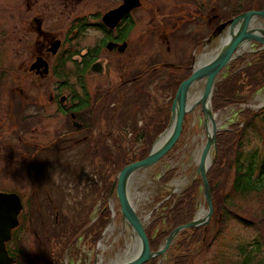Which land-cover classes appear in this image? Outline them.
Returning a JSON list of instances; mask_svg holds the SVG:
<instances>
[{
    "label": "rangeland",
    "instance_id": "1",
    "mask_svg": "<svg viewBox=\"0 0 264 264\" xmlns=\"http://www.w3.org/2000/svg\"><path fill=\"white\" fill-rule=\"evenodd\" d=\"M53 1L57 2V0H0V190L19 194L23 200V205L33 208L24 212L19 229L8 243V247L14 258L30 257L37 261L39 259L40 264H90L92 261L94 263L96 247L94 248L90 243L86 244V240L80 238V233H78L76 235V245L70 249L68 244L71 234L76 229L72 226L73 229L65 233V231H62V228L66 224L77 225L78 228L81 225L80 222L83 221L84 223L87 219H90V221L85 228L93 224L96 220L100 204L104 202V197L101 195V180L96 175V170H101L103 173L101 175L107 176L109 181L113 180L118 168L113 166V163H118L122 160L120 155L124 151H131L134 148L133 151L136 152L139 148L143 147V143L136 141L133 137L125 136L126 134L120 133L123 137L116 135L113 131V129L116 130L114 125L107 126L103 120L101 122V130L105 133V137L101 145V153H103L101 157H94L90 151H86L88 142L78 141L79 136H83L75 134L70 136L71 139L58 151L57 156H51L54 162L52 164L48 162V167H43V165H40L41 163L36 161L34 165L29 164L28 158L32 156L31 152L34 151L31 146L28 148L31 141L45 143L50 140L53 134L56 135L61 131L66 130L69 132L73 130L65 125L64 120H55V116H50V121H43L42 119L38 121L36 119V117L41 118L42 114L47 115L51 113L52 108L47 109L45 107L44 110H38V107L35 106V103L43 101V99L37 101V98H35L36 92L41 89V86L36 82L33 83L32 81L35 80L33 75L29 76V73L26 71L28 64L34 60L35 39L37 38L36 28L37 22L41 18V16H36L35 14L42 12V10L47 12L46 17L43 19V29H47L49 30L48 32H53L55 36L63 38V47L58 54L60 57L67 49L73 50L74 46V52L79 51L83 53V50L87 46L91 48L100 44L103 35L97 29L91 28V24L93 23L91 20L89 24L86 23L89 28L80 34L79 38H73L76 36V33H70L69 26L76 19L83 20L79 18L83 12L93 13L94 11L106 8L109 4V0H98L96 3L93 0L91 3H87V6L78 3L58 6L51 4ZM171 1L168 0L167 3ZM225 1L229 6L225 5L224 11L230 9L229 13H238V11L246 9L247 5L251 2V0ZM37 2L41 3L38 4ZM200 3L203 5L205 14L210 12L211 6L216 5L218 7L216 0L213 2L209 0L208 3L204 0H197L189 3L187 10L198 14L193 10V7L195 8L196 4ZM97 4H99V7L96 6ZM255 5L264 8V0H257ZM39 7H43L44 9ZM148 7L149 4L143 7V9L147 10ZM35 8H38V10ZM145 10H138L132 16V31L128 36L130 44L125 53L122 52V55L112 54L103 47H99L102 48L98 56L100 59L99 63L102 65L101 72H90L86 77V88L88 86L91 89L90 91L88 90L89 93L92 90L95 91L96 88L104 91L112 89L116 87L120 77L123 80L139 70H144V66L151 62L150 58L156 56L158 50L162 51V59L166 62H179L183 68H186V65L191 60L195 48L194 45L197 41L200 42L202 40L206 29L208 30L204 19H191L189 21L187 14H185L181 22H179L180 18L175 17V31L179 32V34L176 37H170V39L168 37L167 45H165L160 41V38L154 36L153 25L149 24L148 13H145ZM223 15H228V12H225ZM34 20H37V22H34ZM261 26L264 27V22H261ZM187 33H194L192 41H185ZM70 38H73V40L65 43ZM149 40L154 44H148ZM251 45L254 44H250V50H253L254 47ZM201 51H198L197 54H200ZM59 57L55 56L51 60L54 74L58 72L56 63ZM75 60L79 61L78 59ZM72 68L73 64H67L60 71L68 78L60 79L55 74L54 78L49 77L46 79V81H54L50 85L53 94L60 92L59 94L71 98L73 92L76 96H83L78 87L79 81L74 77ZM169 72L170 70L166 69L164 83L167 80L170 81L172 74H168ZM226 73L227 71L225 70L222 78ZM62 81L69 82L70 88L63 90L57 88L63 83ZM148 89L150 92L148 100H139L134 106L132 105L134 98L132 90L128 92L125 98H122L123 104L121 108L123 110L119 112L118 116H121L122 122L128 125V128L125 129V131H128L127 134L132 133L134 135L138 128H146L145 124H147L148 116L152 117L154 112L155 115H158L160 112L162 116L165 108L171 105L173 98H171L170 89L166 88L163 97L159 96V88L158 90H153L148 87ZM20 90L23 91L24 96L22 98L19 96ZM45 97L46 95L43 97L46 103ZM261 100H264V87L252 95L246 107L255 112H260L264 110V103L260 105ZM106 105L111 109L113 103L107 104L105 102L103 104L105 117H110L111 113L109 111L106 113ZM235 108L244 109L240 105L239 107L230 108L224 113H217L218 133L227 131L236 123H241V118L238 116L240 110H236ZM260 119H256L253 130L250 129L244 141H242V153L240 149V156L238 157L239 164L246 165L250 161L259 163L264 156V125L263 127L261 126ZM120 123L115 122V126L120 125ZM19 136L21 140H18ZM205 140L206 133L203 127V114L200 107H196L186 116L183 134L175 145L173 152L165 157L155 168L136 176L139 179L140 185L137 191L130 190L129 196L132 206L141 217H146L150 214L156 202V200L152 202V199L157 191V181L161 175L165 173L166 176L172 174L173 172H169V170L174 169L175 173L170 179V183L174 184V181L178 179L186 183L176 194L181 193L193 181L196 166L194 153L197 147L204 145ZM117 150H120L119 153ZM229 152L228 157L225 154L221 156V162H218L216 166L212 167V164L210 170L212 178L214 177V180L211 181V186L216 190L214 201L215 203L217 201L224 203V210L231 213H227L228 218H225L221 223L216 238L212 237L216 228H211L209 234L211 237H208V240L210 239L209 247L199 248V251L195 250L196 247L193 248V246V249H189V254H194L191 264H240L241 255L238 254L240 253V246H245L254 241L258 236V228L264 231L262 223L257 224L254 221L264 213V191L258 195L250 194L243 198L234 194V161L236 159H234L232 154L235 155L236 151L232 147ZM20 156L25 157V159L23 158L24 161H18ZM227 163L228 170L224 169ZM34 167L37 168L35 171ZM51 169L53 175H51ZM104 169L109 171V173L104 174L106 172ZM37 171L42 173L44 178L42 180L40 178L41 175L38 176L41 179V184L38 185V193H35L36 184H34L33 172L38 173ZM50 185L56 186V193ZM45 189L49 190L53 202L49 203L46 201ZM163 192L161 188L159 194L154 199ZM32 195H34V200ZM197 201L196 213L201 207L205 210L203 193L200 186ZM37 203H41V205L38 206ZM106 203L111 210L119 209L117 200H114L113 197L112 199L108 197ZM228 203L233 204V207L229 208L227 206ZM55 206L59 208L57 212L60 220L62 219L64 223L59 228L52 230L48 225L54 219L52 208ZM75 207H79L80 211H76ZM241 208L243 212H241ZM214 212L215 210L213 209L212 217L214 216ZM31 214L32 216L39 215V230L35 236L31 232V227H34V221H31ZM159 214L163 215V211H160ZM119 218L118 215L114 219H111V223L115 222V225H112L116 228L119 227ZM220 218L221 215H219L218 222ZM242 219L247 221L246 224L241 222ZM218 222H216L217 225ZM42 227L43 230L40 231ZM166 227L167 224L162 220L153 231V235L158 230L162 231L166 229ZM110 233L108 231L101 237V242L106 247V252L101 255L102 248L97 251V254L101 255L103 259L102 264L116 262V255L123 253L125 250L123 235H120L121 231H116L115 234ZM43 236L46 237L44 238ZM113 239H116L117 242L112 246L110 244L113 242ZM177 240L178 237L173 240L171 245L173 252H167V260L162 264H167L168 260L171 261V254L182 255L184 253L183 251L181 253H179L180 251L178 253L175 252ZM197 245L200 246V244ZM13 250L20 251V254H16ZM59 253L60 256L58 258L57 254ZM119 258L123 260L122 256ZM259 260L264 261V245L259 252L258 259H254V262H258Z\"/></svg>",
    "mask_w": 264,
    "mask_h": 264
},
{
    "label": "trees",
    "instance_id": "2",
    "mask_svg": "<svg viewBox=\"0 0 264 264\" xmlns=\"http://www.w3.org/2000/svg\"><path fill=\"white\" fill-rule=\"evenodd\" d=\"M256 2L257 0H251V2L247 5V8L238 11V13L244 11H250L253 9H257V10L262 9L261 7L255 5ZM211 28L208 29L207 33L211 31ZM82 29L83 27L80 26V30ZM124 35L125 33H123V37ZM186 36L187 37L185 38V41H192L194 39L193 35H191L190 33H187ZM204 37H206V33ZM75 54H78V52H76ZM96 54H97L96 49L95 50L90 49L87 55L84 57V64L90 63V61L96 57ZM72 55H69L67 58H65L64 53L60 55L56 63L57 64L56 68L59 71L55 74L57 75V77H60V79L68 78L66 75H63L60 71L63 68H65L67 63H73V68H72L73 75L79 81V79L81 80L82 77L81 73L84 72V70H81V72L79 71L80 68L79 63L77 61L72 60ZM249 56L251 57V61L249 65L242 67V65L245 62V58L247 56H243L236 59L228 66L227 73L224 76V78L215 85L213 95L211 98V106L213 112H218L231 106L245 105L249 102L252 95L257 90H260L264 87V50L257 51ZM150 63H154L152 64V67L153 65L155 66V64H157L156 62H153V60H151ZM144 70L138 71L135 74H133L134 75L133 78L136 79V81L131 85L121 86L117 84L116 87L112 89L101 91L100 95L101 98L103 99V104L105 102H107V104L112 102L114 103V105L112 106L111 109L108 105H106V113L109 111L111 113V116L102 118L100 122L104 120L107 126L108 125L112 126L115 118L114 115L116 113V104L119 105L121 102L120 97L125 98L130 90L134 92V98L132 100L133 106L135 103H138L139 100L142 101L148 100L150 93L147 87L149 84H152L154 74H149ZM170 74H172V76L170 77V81L168 80L166 81L165 90L166 88L170 89L171 98H173L178 85L183 80L188 78V76L190 75V68L183 70L180 74L177 72ZM139 76H141L140 77L141 79H138ZM106 97L108 98L106 99ZM84 98L85 99L82 100L79 98V96H76L72 92L71 101L72 102L76 101L75 104L72 105V107L76 108L75 109L76 114H77V110L89 106V102H88L89 97L86 95L84 96ZM103 104H102V111H103ZM170 106L168 105V107L165 108V110L162 112V116L160 115V112L158 113V115H155L154 112V115L152 117L148 116L147 124H145V126L147 127L138 128L135 131L134 139L136 141H140L141 143H143V147L139 148L136 152L133 151L134 148L131 151L130 150L124 151L120 155L122 160L119 161L118 163H113V166L118 167L116 172H118L124 166L132 162H135L137 160L143 159L147 156L151 144L153 143L155 138L166 128L168 124ZM238 116L241 118V123H236L232 125L227 131L221 132L217 135L216 137L217 155L214 159L215 161L212 167L216 166L218 162H221V156L223 154H225L226 156L229 155L230 153L229 151L233 147V150L236 151L235 152L236 157L234 154H232L234 156V159H236L234 161L235 177L233 182V190L235 195L243 198L250 194L258 195L264 191V156L262 157L259 163H256L255 161H250L246 165H243L242 163L241 164L238 163V157L240 156L239 154L240 149L242 153V145H243L242 141H244L248 131L250 129L253 130L256 119L261 118L260 119L262 123L261 126L263 127L264 125V110L260 112H255L249 108H245L238 114ZM70 128L72 127L70 126ZM98 134H99L100 146H98V144H94L93 146H90L88 150L94 155V157L97 156L101 157L103 154L101 153V145L105 137V133L102 132L101 127L98 130ZM120 150H117V152L119 153ZM36 151L37 150L32 151L31 155L35 154ZM41 151L42 153H40V155L42 156V160H43V158L47 157V153L46 150L41 149ZM227 166L228 163L224 169L228 170L229 167ZM104 170L106 171V169ZM108 173L109 171H106L104 174H108ZM101 174H103L101 170H96V175L101 180V195L104 197L103 198L104 202L100 204L95 222L91 224L88 228L85 227L89 224L90 219H87L84 223L83 221H81L80 222L81 225H79L80 227L78 228L77 225H66L62 228V231H65V233L73 229L72 226H74V228L76 229L73 232V234H71V238L68 244V247L70 249L75 247L77 238L75 240L74 238L78 233H80V238L86 240V244L90 243L93 246H95L100 238L101 233L103 232L104 228L109 222L110 212L108 210L106 202L110 194L112 182L108 180L107 176H102ZM51 175H53L52 169H51ZM171 177L172 175L168 174L163 179V183L167 182ZM213 180L214 177L212 178L211 170L209 169L207 173V181L209 183L211 190V196L213 202L212 204H213V209L215 210L214 216L212 217V219L205 228L197 227L183 231L182 233L179 234L178 240L175 245L176 246L175 252L178 253L180 251L179 253H181L183 251L184 253L182 255H174V253L173 255L171 254L172 255V256L170 255L171 261H167V264H191L194 254H189V251L195 247H196L195 250L197 251L200 250L199 248L209 247L210 239L208 240V237H211L209 235L211 228L213 227L216 228V231L213 233L212 236L216 238L217 233H219L218 228L220 227L223 220L225 218H228L227 213L229 214L230 211L227 212L224 210L223 207L224 203H221V201L219 202L217 201L216 204L214 201L216 197V190L214 187L212 188L211 186V181ZM199 186H200V180H195L190 187H188L185 191L181 193L180 196H178L177 198L171 197L158 207L159 209L155 212L156 215H154V220L146 228V235L148 237L151 250H156L160 245V243L163 241V239L174 228L186 224L193 219L196 210V199L198 196ZM170 205H172L171 208ZM227 206H229V208H232L233 204L228 203ZM160 211H163V215L159 214ZM241 212H243L242 208H241ZM49 215L51 216L50 213ZM219 215H221V218L220 221L218 222L217 220L219 218ZM30 216H31V221L32 222L34 221V225H33L34 227H31V232H33L35 236L37 235V232L39 230L38 228L39 215L32 216L31 214ZM54 219H52V223L48 225V227L50 229L52 228V230L59 228V226H61L64 223L62 219L58 220L57 223H55L56 220ZM162 220L164 223L167 224L166 229H163L162 231L158 230L159 232L157 231V233L153 235V231ZM254 221H256L257 224L262 223L261 225L264 226V213L260 215L258 218H256ZM216 222H218V225ZM241 222L246 224L247 221L245 219H242ZM42 230L43 227L40 228V231ZM43 237L45 238L46 236ZM263 240H264V231L263 229L258 228V236L255 238V240L252 241L250 244H247L242 247L240 246L239 248L240 253H238L241 255L240 264H264V261L262 260H259L258 262H254V259H258L259 252L262 246L264 245ZM197 244H200V246ZM170 251L171 253L173 252L172 249H170ZM13 252H15L16 254H20V251L18 252L16 250H13ZM59 256L60 253L57 254L58 258ZM15 260L17 262L16 264H40L39 259L37 261L30 257H25L21 259L20 258L16 259L15 257ZM146 264H156V260L153 259Z\"/></svg>",
    "mask_w": 264,
    "mask_h": 264
},
{
    "label": "water",
    "instance_id": "3",
    "mask_svg": "<svg viewBox=\"0 0 264 264\" xmlns=\"http://www.w3.org/2000/svg\"><path fill=\"white\" fill-rule=\"evenodd\" d=\"M139 6V0H122V4L119 7L106 12L102 16V23L109 29H114L124 15ZM261 22H264V9L240 13L213 29L203 41V46L204 48L209 47L215 41L220 45V50L210 60L201 64L197 69H193L190 76L179 84L171 104L168 124L154 140L149 154L141 160L126 165L117 172L112 182L109 196L111 197L115 193L120 217L127 231L132 233L137 239L138 252L131 259L112 264H146L153 259L160 260L171 246L173 240L182 231L197 227L205 228L208 225L213 214V206L211 190L207 181V172L217 155L216 136L219 129L216 122V113L212 111L211 107L212 93L218 78L222 75L225 68L233 60L246 53L245 51L240 52V49L252 42L259 44L262 49L264 48V27L261 26ZM53 44L51 46V54L55 55L58 51L59 43L55 42ZM126 46V43L119 45L109 42L106 45V49L112 51L118 48L119 52H124ZM35 68L42 69L44 75L49 72L47 63L40 58L34 61L30 70ZM91 70L94 73L101 72V68L97 64H94ZM201 80H204L202 96L198 102L189 105V88L194 82ZM198 106L203 113L206 140L196 162L193 181L200 180L201 182L200 188L203 193L205 214L200 219L195 217L192 221L174 228L164 238L158 249L153 251L145 232L144 223L136 215L129 200L127 193L129 182L135 173L152 167L172 150L181 136L185 117ZM71 118L73 119L74 115H71ZM72 124L76 128L81 127L75 121ZM162 187L170 195L175 192L173 187L168 184L162 185ZM21 210L22 204L18 195L0 192V264H15V260L9 256L6 246L12 238L13 231L20 224ZM96 261L97 256H95L94 264H97Z\"/></svg>",
    "mask_w": 264,
    "mask_h": 264
},
{
    "label": "flooded vegetation",
    "instance_id": "4",
    "mask_svg": "<svg viewBox=\"0 0 264 264\" xmlns=\"http://www.w3.org/2000/svg\"><path fill=\"white\" fill-rule=\"evenodd\" d=\"M93 0H57V2H51V4L53 5H68L70 4H83L85 6H87V3H91ZM98 0H95V3ZM168 0H139L140 2V6L133 10L130 11L129 13H127L126 15H124V17L120 20L119 23H117V26L114 29H108L106 28L103 23H102V16L113 9H116L117 7H119L122 4V0H109V4L107 5L106 8L98 10V11H94L93 13H87L83 12L79 18L83 19H76L73 24L71 23L69 26V31L72 34L76 33V36L73 38H76L80 36V34L84 33V31H87V29L89 28V26L86 23H90V20L93 22L91 24V28L92 29H97L98 31H100L103 35V38L101 39V42L98 46H94L89 48L87 46L86 49L83 50L82 52L78 51V54H75L76 52H74L75 46L73 50L67 49L64 53L65 58H67L69 55H72V60L73 61H77L75 59H78V63H79V71L81 72V70H84V72H82V77L81 80L79 79L80 83H78V87L80 89V92L83 93V96H79L80 99L84 100V96H88L89 97V106L88 107H84L83 109L77 110V114L75 113V109L74 107H72L73 104H75L76 101L72 102V95L71 98L70 97H65L64 95H61L59 93L57 94H53L51 92L50 89V85L54 82V81H46L47 78L52 77L54 78L55 74L53 71V66L51 64V60L52 58L59 57L58 54L59 52L62 50L63 47V38L62 37H58L55 36L53 32H48L49 30L47 29H43V19L44 17H46V13L42 10V12H38L37 14H35L36 16L39 15L41 16V18L39 19V21L37 22V20H34V22H37V28H36V34H37V38L35 39V54L33 56L34 60H32L28 66H27V73H29V76L33 75V78L35 80H33V83H38L41 86V89H39L36 92V96L35 98H37V101H41V99H43V101L41 103H35V106L38 107V110H44L45 107L47 109L52 108V112L48 113L47 115H41V118L36 117V119L38 121H40L39 119H42L43 121H50V116H55V120L60 119V120H64L65 125L66 126H72L69 132L65 131H61L59 133H57L56 135L53 134L50 138V140H48L45 143H41V142H30V145L28 148L37 150L35 152V154H32V156H30L28 159H30L29 164L30 165H34L35 161L41 163L40 165L47 166L48 167V162H51V164L54 162V160L52 159L51 156H57L58 151H60V149L64 146V144L68 141L71 135H75V134H80L83 137L78 138V141H86L88 142V147L87 150H89L90 146H93L94 144H98V146H100V140H99V134H98V130L101 127V119L105 118V113L102 111V102L103 99L101 98V91L99 88H96L95 91H91V93H89V91L91 89L86 88V84L85 81L86 77L88 76V74H90V69L94 64H97V66H99L100 68L102 67V65L99 63L100 59H99V55H100V50H102V48L99 47H103L106 51H108L106 49V45L109 42L112 43H116V44H122L124 42L127 43V48L128 45L130 44V41L128 36L132 31V16L133 14L137 13L138 10H145L143 9V7L147 6V4H149V7L147 8V10H145V13H148V18H149V24L153 25V33L154 36H156L157 38H160V41L167 45L168 42V37L170 39V37H176L177 34H179V32L177 33L175 31V17H179L180 20L179 22H181V19L183 17V15L187 14L188 20L190 21L191 19H204V23L206 25V28L213 30L216 26L228 21L229 19H231L232 17H234L235 12L234 13H229L230 9H227L226 11H224L225 9V5L229 6L228 3L225 0H216L218 2V7L216 5L211 6L212 9H210V12L208 14L204 13V9H203V5L200 4H196L195 8L193 7V10L196 11L195 14L193 13L191 10H187V7L189 3H191L192 1L195 2L197 0H172L170 3H167ZM206 3H208L209 0H204ZM214 0H211V2H213ZM38 4H40L41 2H37ZM45 6V5H44ZM97 7H99V4L96 5ZM41 9H44L43 7H39ZM36 10H38V8H35ZM225 12H228V15H223ZM234 15V16H233ZM148 21V20H147ZM80 26L83 27L82 30H80ZM179 27V26H178ZM211 30V31H212ZM207 32V29H206ZM205 32V33H206ZM123 33H125L124 37H123ZM191 35H193L194 33H190ZM207 35V34H206ZM73 38H70L69 40L65 41V43H67L68 41H72ZM58 42L59 43V48L57 51L56 55H52L51 54V46L54 45L53 43ZM148 44H154L151 40L148 41ZM127 48L125 49L124 53L126 52ZM90 49H96L97 54L96 57L94 59H92L90 61V63L88 64H84V57L87 55L88 51ZM110 53H116V54H121L118 51V48L113 49L112 51H108ZM162 51L158 50L156 56H153L150 58V60H153V62H156L157 64H155V66L152 64L154 63H149L148 65H145V72L149 73V74H154L153 75V82L152 84H149L148 87H150L153 90H158L159 88V96L163 97L164 92H165V76H166V69H169L170 73H181V71H183V69H187L189 68V64L186 65V68H183L182 65L179 62L174 63V62H166L165 60L162 59V55H161ZM158 55V56H157ZM32 58V59H33ZM42 59L43 61H45L49 67V72L47 75H44L42 73V69H33L30 70L31 65L34 63V61L36 59ZM67 64H73V63H67ZM66 64V65H67ZM57 66V64H56ZM59 71V70H58ZM141 71V70H139ZM134 75H130L127 76L125 79L122 80V78H119L118 81V85H131L132 83H134L136 81V79L133 78ZM141 76H139L138 79ZM158 82H157V81ZM63 83L60 84V86H58L57 88H59L60 90L65 89V88H70L69 82H65L62 81ZM158 83V84H157ZM82 84V85H81ZM157 86V88H156ZM147 87V88H148ZM89 90V91H88ZM149 90V89H148ZM150 93V92H149ZM44 95H46V103L44 101ZM20 98H22L23 95V91L20 90V94H19ZM24 100H27L25 98H23ZM120 104H116V113H115V118H114V122L112 124V126L114 125V127L116 128V130L113 129V131L116 133V135H120L121 134H126L125 136L127 137H133L134 135L132 133H128V131H125V129L128 128V125L125 124L124 122H122L121 116L119 117V112H122V104H123V100L122 97H120ZM70 101V102H69ZM33 102V101H32ZM34 103V102H33ZM114 105V103H113ZM71 115H74V118H71ZM37 121V122H38ZM73 121H75L77 124L81 125V127L76 128L73 126ZM115 122H121L120 125H116L115 126ZM117 124V123H116ZM121 127V128H120ZM86 132V134H85ZM121 133V134H120ZM92 134H93V138H92ZM80 139V140H79ZM89 139V140H88ZM18 140H21L20 136L18 137ZM92 140V141H91ZM26 142V141H25ZM39 147V148H38ZM42 150H46L47 153V157L43 158L42 160V156L40 155V153H42ZM128 150V149H127ZM48 151V152H47ZM56 152V153H54ZM54 153V155H53ZM48 157H50L48 159ZM23 156L19 157V162H21V160H23ZM57 160V158H55ZM55 160V162H56ZM24 161V160H23ZM46 162V163H44ZM46 167V168H47ZM31 169V167H30ZM34 171L35 169H37L36 167L33 168ZM38 172V171H37ZM34 176L31 174V176H33L34 180V184L36 187L35 193H38L39 188L38 185L41 184V179L43 180V174L40 172L38 173H34ZM39 175H41V179H39ZM51 182V181H50ZM45 186V185H42ZM53 188V191H55L56 193V186L54 185H50ZM41 190V188H40ZM45 195L47 196L46 200L48 202H52V198L51 195L49 193L48 189H45ZM33 200H34V195H32ZM21 198V196H20ZM21 201L23 203V200L21 198ZM24 204V203H23ZM38 206L41 205L37 203ZM22 210H23V214L26 210H32L33 208L31 206H22ZM76 211H80L79 207H75ZM52 210H54V217L58 215L55 207L52 208ZM67 225V224H66ZM69 225V224H68ZM39 228V227H38ZM14 235V234H13Z\"/></svg>",
    "mask_w": 264,
    "mask_h": 264
},
{
    "label": "bare ground",
    "instance_id": "5",
    "mask_svg": "<svg viewBox=\"0 0 264 264\" xmlns=\"http://www.w3.org/2000/svg\"><path fill=\"white\" fill-rule=\"evenodd\" d=\"M214 46L213 47H205L202 54L195 57L194 69H197L201 64L210 60L220 50V45L214 44ZM246 49H248V46L240 49V52H242ZM203 86H204V80L196 81L190 86L189 91H188V104L189 105H193L194 103H196L200 100V98L202 96ZM263 103H264V100H261L260 105H262ZM200 150H201V148H198L194 153L195 161H196L198 155L200 154ZM139 185H140L139 181H133L129 185L130 190L137 191V188L139 187ZM184 185H185L184 182H182L181 180H177V181H174V184L171 186L173 187L174 190H176L178 192L182 189V187ZM204 214H205L204 209L201 207L197 211L195 217H196V219H200L204 216ZM114 229H115V227L113 225H111L108 228V231L113 232ZM123 242H124L125 250L123 253H118L116 255L117 261L114 263L122 262L123 260L131 259L138 252V241L133 234H131L128 231H125L123 234ZM100 248H102L103 250H106V248H104L103 242H101ZM121 256L123 257V260H122V258H119ZM102 261H103V259H102L101 255H99L97 257V264H101Z\"/></svg>",
    "mask_w": 264,
    "mask_h": 264
}]
</instances>
